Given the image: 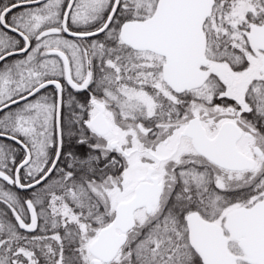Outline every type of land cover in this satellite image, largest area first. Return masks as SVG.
I'll use <instances>...</instances> for the list:
<instances>
[{
	"label": "snow or ice",
	"instance_id": "6c2138e0",
	"mask_svg": "<svg viewBox=\"0 0 264 264\" xmlns=\"http://www.w3.org/2000/svg\"><path fill=\"white\" fill-rule=\"evenodd\" d=\"M0 264H264V0H0Z\"/></svg>",
	"mask_w": 264,
	"mask_h": 264
}]
</instances>
